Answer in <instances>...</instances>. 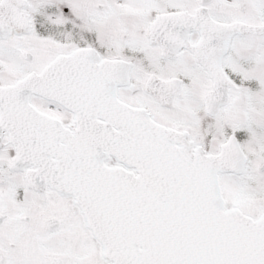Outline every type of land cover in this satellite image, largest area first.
<instances>
[{
	"label": "snow or ice",
	"instance_id": "obj_1",
	"mask_svg": "<svg viewBox=\"0 0 264 264\" xmlns=\"http://www.w3.org/2000/svg\"><path fill=\"white\" fill-rule=\"evenodd\" d=\"M0 264H264V0H0Z\"/></svg>",
	"mask_w": 264,
	"mask_h": 264
}]
</instances>
